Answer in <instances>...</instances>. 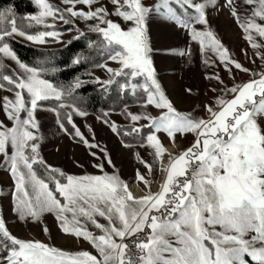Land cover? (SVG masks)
Instances as JSON below:
<instances>
[{
    "label": "snow or ice",
    "instance_id": "obj_1",
    "mask_svg": "<svg viewBox=\"0 0 264 264\" xmlns=\"http://www.w3.org/2000/svg\"><path fill=\"white\" fill-rule=\"evenodd\" d=\"M108 2L111 13L99 0H61L65 5L62 9L49 0H33L38 11L20 19L29 27L35 24L47 29H55L56 20L64 24L76 18L86 23L95 21L88 24L89 30L102 37L99 43L107 60L115 61L119 67L103 62L94 65L108 73L107 79L96 76L94 81L106 94L113 85L119 93L130 91L133 97L143 90L137 100L141 111L132 112L127 105L121 111L129 121L126 127L110 122L107 111L103 113L104 123L115 133L123 130L124 135L138 136L141 146L152 149L163 179L153 191L150 175L145 177L137 169L135 179L146 189L137 196L128 182L115 171H105L102 163L93 165L100 174L80 175L66 174L44 163L38 152L41 137L34 113L46 101L57 102L48 110L56 114V124L62 132L68 131L66 119L73 130L70 135L78 137L86 147H98L85 139L73 123V113L86 115L72 100L81 81L77 77L65 87L45 78L55 69L21 62L6 42L10 37L19 35L46 43L48 38L59 40L60 33H29L18 25L11 6L0 9V54L11 58L20 69L7 73L0 63V89L12 93L11 97H0V108L11 124L0 121V153L4 154V164L14 182L12 211L21 220L33 221L45 212L52 213L62 232L82 237L98 253L70 252L39 239L19 238L0 218V264H264V125L257 120L264 116V71H250L233 59L209 25L206 9L215 7L217 0H158L154 9L142 0ZM77 4L86 8H78ZM224 6L264 64V0H241L240 4L225 0ZM153 10L186 30L190 40L198 43L204 63H211L206 57V52L211 51L229 75L234 66L250 72V77L222 88L212 103L203 105L204 116L178 110L153 68L145 31L146 17ZM110 15L118 16L125 26L110 19ZM76 31L83 35L79 28ZM95 43L89 41V47ZM190 52L189 49V55ZM81 59L77 55L72 63ZM205 78L220 80L216 74H206ZM186 91L190 93L191 89ZM148 106L158 114L147 111ZM141 120L147 123H139ZM160 132L173 144L177 134L183 137L191 133L194 140L188 147L170 152ZM91 155L95 157L96 153ZM134 155L139 159L137 153ZM104 159L111 164L107 152ZM140 162L151 174L153 164ZM37 164L44 167L43 177L35 170ZM89 223L94 231L88 229ZM44 231H48L46 226Z\"/></svg>",
    "mask_w": 264,
    "mask_h": 264
},
{
    "label": "rangeland",
    "instance_id": "obj_2",
    "mask_svg": "<svg viewBox=\"0 0 264 264\" xmlns=\"http://www.w3.org/2000/svg\"><path fill=\"white\" fill-rule=\"evenodd\" d=\"M240 2L241 0H237V4H240ZM49 3L61 9L65 7L61 3V0H49ZM99 3L104 5L110 13L112 12V5L108 0H99ZM142 3L154 9L158 0H142ZM224 5L225 0H217L215 7L209 6L206 9L209 25L226 46L233 59L237 60L244 68L250 71H264V64L256 57L255 51L244 39L242 29L236 24L228 8ZM95 6L97 5L94 4L93 7ZM76 7L86 8L83 4H77ZM109 18L120 23L122 27L125 26V22L118 16L110 15ZM92 23H95V21L90 20L86 23L84 20L76 18L72 19L71 27L61 29L60 27L65 25L64 22L56 20L55 29L46 28L38 30H55L60 33L59 40L48 38L46 43L29 41L26 37L19 35H13L12 37L26 44L53 48L63 45L70 37L75 36L77 33L76 28L85 29L88 28V24ZM26 24L28 25L27 21ZM145 31L149 47L152 49L150 56L156 78L178 110L188 111L196 116H204L203 105L205 103H212L214 97L221 94L220 90L222 88L225 86L231 87L234 83L238 84L250 77V72L241 71L234 66H231V75H229V72L211 51L206 52V57L211 63H204L198 43L190 40L186 30L178 26L175 21L167 19L154 10L150 11L146 17ZM189 49L191 50L190 55ZM180 50H183V54ZM0 55V60L10 71H20L15 61L9 57H4L3 54ZM102 62L112 68L119 67L118 63L109 61L107 58ZM90 72L94 77L99 76L102 80L108 78V73L102 68L93 67ZM206 74L209 76L213 74L219 75L220 80L206 79ZM186 89H191V92L189 93ZM4 95L11 97L12 93L0 89V97ZM127 107L132 112L142 110L139 103L129 104ZM49 108L42 106L34 113L38 121V134L41 137L38 143V152L46 165L60 168L66 174L80 175L84 173L100 174V170L93 167V165L102 163L105 171L110 173L113 171L117 172L123 180L128 182V186L134 183L142 191L141 194H143L146 190L143 183H139L135 179V173L138 169L145 177H149L150 175L152 190H157L164 173L160 170V165L154 163L153 155L151 154L152 149L147 145L141 146L143 142H122L109 125L104 123L103 116L101 119H97V115L92 113L85 112V116L73 113V123L79 128L84 138L90 143L98 145V147L94 148L86 147L78 137L70 135V133H73V130L71 125L67 124L66 119H64V123L68 131L62 132L60 130L56 124V114L49 111ZM146 110L153 115L158 114L157 110L151 106H148ZM64 111L67 110L65 109ZM121 111H107V119L110 122L114 121L117 125H128L129 121L126 120L125 115L121 114ZM257 120L258 123L264 125V116H258ZM0 121L11 126L2 108H0ZM139 123L146 124L147 122L141 120ZM89 128L91 131H89ZM158 135L167 150L168 146L173 148L172 152H178L188 147L194 140V136L191 133H186L183 137L177 134L175 136V144H173L164 133L160 132ZM7 151L10 155V146L7 147ZM92 152L96 153L95 157L91 155ZM104 152L108 153L111 164L104 159ZM134 153L139 155V159ZM140 160L153 164L151 174H149L148 169L145 168ZM164 160H167V154L164 155ZM13 187L14 182L9 167L4 164V154L0 153V218L4 219L6 227L11 234L19 238L39 239L65 251L87 250L93 255H98L91 244L82 237L78 238L72 234L62 232L52 213L45 212L35 221L30 218H26L25 220L19 219L17 214L12 211L11 190ZM98 219H100L101 223L105 222L102 218ZM45 226L48 229L47 232L44 231ZM87 227L90 231H94L90 223Z\"/></svg>",
    "mask_w": 264,
    "mask_h": 264
},
{
    "label": "trees",
    "instance_id": "obj_3",
    "mask_svg": "<svg viewBox=\"0 0 264 264\" xmlns=\"http://www.w3.org/2000/svg\"><path fill=\"white\" fill-rule=\"evenodd\" d=\"M12 7L17 17L18 25L28 32H35L46 29L38 25L26 24V21H21L20 18L26 14L34 13L37 7L32 0H0V9ZM71 27L70 24L61 26V29ZM83 35L70 37L63 45L53 48H43L31 44L23 43L13 37H10L6 42L9 44L17 58L29 66H43L48 69H55L45 74V78L50 79L53 83L63 84L65 87L74 82L78 77L81 84L75 89L72 100L86 113H92L97 116H103L105 111H119L125 105L138 103L137 100L143 95V90H138L136 97H133L130 91L124 94L119 93L116 85L111 86L110 91L106 94L103 92L99 83L94 81V76L90 70L94 65L100 64L107 58L103 48L100 46L102 37L89 28L79 29ZM75 37V38H74ZM89 41L96 42L94 46L89 47ZM77 55L83 57L77 64H73L72 60ZM1 57V55H0ZM0 63L2 61L0 60ZM4 71L10 73V69L2 63ZM138 82V81H134ZM55 100L44 102L42 106H56ZM118 126H127L126 124ZM124 143L142 142L136 135H124L123 130L116 133ZM147 134L145 130L144 135ZM35 170L38 175L44 176V167L40 164L35 165ZM5 254V253H3Z\"/></svg>",
    "mask_w": 264,
    "mask_h": 264
},
{
    "label": "bare ground",
    "instance_id": "obj_4",
    "mask_svg": "<svg viewBox=\"0 0 264 264\" xmlns=\"http://www.w3.org/2000/svg\"><path fill=\"white\" fill-rule=\"evenodd\" d=\"M172 147L171 146H168V150L170 151V152H172ZM137 185H135L134 183H131L130 185H129V188H130V190L133 192V194L134 195H140L141 193H142V191H140L137 187H136Z\"/></svg>",
    "mask_w": 264,
    "mask_h": 264
}]
</instances>
